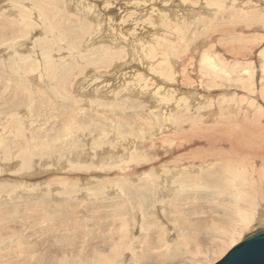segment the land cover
I'll list each match as a JSON object with an SVG mask.
<instances>
[{
	"label": "rangeland",
	"instance_id": "obj_1",
	"mask_svg": "<svg viewBox=\"0 0 264 264\" xmlns=\"http://www.w3.org/2000/svg\"><path fill=\"white\" fill-rule=\"evenodd\" d=\"M77 1L0 0V264H50L55 258H75L92 248L109 253L112 241L125 231L127 236L134 237L135 233V238L145 236L143 243L138 244L135 253L132 251L134 255L127 253V248H121L117 261L111 264H213L232 244L231 240L224 242L228 232L224 226L228 222L236 223L237 232L232 240L239 242L253 228L264 226V212H261L263 222L241 223L239 212L232 211L236 204H241L240 196L234 198L235 194L229 190H221L210 178H203L204 171H218L221 161L216 159L206 165L211 158L218 157L207 148V143L194 146L203 139L195 134L194 126L206 127L209 132L223 137L237 134L242 141L252 138L254 130L264 133L261 129L264 93L260 91L264 85L261 84L264 59L259 61L260 53L264 58V4L259 0H200L201 6L206 3L215 6L197 23L199 13L190 15L185 10L186 18L179 20L176 16L179 10L164 8H178L177 3L156 1L161 12L171 13L169 19L174 25L181 30L187 27L182 41L177 36L181 31L169 34L162 25L163 20L157 18L156 22L151 18L145 22L158 24V31L147 32L146 38L167 50L170 64L167 72L174 74L172 80H167L156 71H147L152 63L148 57L152 53L144 50L141 44L142 53L122 44L116 47L106 37V40H93L85 45L84 41L99 27L94 19L81 13L83 9L77 6ZM130 1L117 0L109 6V13L117 14L123 27L131 22V30L135 25L132 9L136 8L126 4ZM247 1L250 6L245 3ZM191 4L181 3L182 6ZM99 5L108 6L109 2L104 0ZM236 12L243 19L240 20ZM146 16L141 10L138 20H145ZM228 19L231 20L226 23ZM211 23H220L221 27L218 30L208 28L211 31L207 34L206 27ZM148 28L153 27L149 25ZM85 29L86 34L74 41L80 44L81 52H74L66 38L70 31ZM102 30L109 33L105 27ZM163 34L177 41V49L183 46L178 49L177 58L166 41L159 40ZM192 35L194 41L186 50V39ZM197 35L199 38L195 40ZM142 42L145 44L147 40L144 38ZM156 52L161 51L157 48ZM205 52L225 69V74L209 71L201 63L200 56ZM104 55L108 57L106 61ZM90 56H101L104 62L89 67L86 59ZM45 60L54 64V74L67 78L64 79L65 89L52 90L56 86L52 79L49 85ZM143 70L149 73L146 77L154 76L162 83L156 79L159 87L152 88L147 82L139 93L132 94L131 89H137L130 88L135 85L133 75ZM40 75L45 77L43 84L36 81ZM238 75L242 79H238ZM94 76H98L96 81ZM185 76L194 81L190 89L196 98L187 92L189 86L184 83ZM211 81L218 88L210 87ZM226 84L240 87L227 88ZM249 84H253L252 93ZM174 85L183 87V91L168 89ZM210 91L217 95L208 93ZM14 109L17 113L11 115ZM209 111L211 113H207ZM191 138L197 139L192 141ZM182 143H187V147L180 148ZM44 144L47 148L40 150ZM29 151L39 154L30 159L31 167L38 169L24 172L20 154ZM141 151L142 155L136 154ZM245 152L242 156H246ZM99 156L106 157L100 159ZM242 156L237 159L244 166H252L251 157ZM258 161L254 159V167L259 165ZM189 164H202V167L195 166L194 174L198 177L187 179L179 189L164 191L163 186L183 174L177 172L169 176V173L162 174L163 169L176 172L184 166L188 168ZM258 168L262 173L263 167ZM239 169L241 177L244 170L250 172L244 167ZM225 175L229 176L226 172ZM255 179L252 182L255 183ZM146 181H150L152 189H145L149 186ZM244 182L250 184V180ZM230 184L240 189V181ZM262 203L264 201H258L257 208L263 206ZM145 218H152L151 227L138 229L137 225L148 222ZM122 219L129 227L120 225ZM182 235L193 241L192 246L197 251L175 243ZM144 238L148 239L144 242ZM163 239L172 246L170 249H177V255L165 257L170 249L159 244Z\"/></svg>",
	"mask_w": 264,
	"mask_h": 264
},
{
	"label": "bare ground",
	"instance_id": "obj_2",
	"mask_svg": "<svg viewBox=\"0 0 264 264\" xmlns=\"http://www.w3.org/2000/svg\"><path fill=\"white\" fill-rule=\"evenodd\" d=\"M102 1L104 0H101L100 2H97V1H91V0H82V1H77V6H81V8L83 9V11L81 13L83 14H87V17L90 19H94V21L96 22L97 24V27H99V29H97L93 35H89V39L85 40L84 43L85 45L87 43L91 44V42H96L97 40H101L103 41L106 38H110V42L113 43L114 46H118L119 44H122V46L126 45L127 47L129 46V48H131L134 52L136 53H142L141 50H140V47H139V44H141L144 48V50H147L150 52V54L152 53L151 56H149L148 58H151L152 60V63H150V65H148V70L150 71H156L158 72L157 75L161 76L162 78L164 79H167V80H172L173 77H174V74H171V73H168L167 71H169V68L167 67L168 65H170L168 63V60H167V50H164L161 46V49L160 47H158V45L152 43L151 39H148L146 38V35H148L149 32H157L158 30L156 29V25H158L156 23L155 24H146L145 22H149L148 19L151 20V18L153 20H155L157 22V18H159V20H163L162 21V25H165V28L166 30L169 31V34H176L177 32H180L179 34H177L178 38L181 39L182 41L184 40V36H185V33H186V29L187 27H185V29L181 30L179 27H177V25H174L173 22L169 19V17L171 18V13H164V12H161L162 9L159 8V7H156V4L155 2L158 1V0H131L129 3H126V4H131L133 5L136 10L132 9L133 13H134V22L135 25L131 28L130 30V24L131 22L127 25V26H124L123 27V22L122 21H119L117 20V14H110V10H109V6H112L113 3H115L117 0H108L109 2V5L108 6H103V7H100V3H102ZM107 1V0H105ZM163 2H169V1H172V3H177L176 5H178V8H171L172 6H169V7H165L164 8L166 10H179L180 12L178 13L177 12V18L180 20V18L182 19H185L186 18V13L184 12L185 10L190 14V15H196L197 13H199V17L196 19L197 23L198 22H202V18L204 15H209L210 14V11L212 9V6L215 4H210V3H206L204 6H201V4L199 3L200 0H181V1H178L177 2H173V1H176V0H162ZM160 1L159 3L162 4ZM221 0H217V2H219ZM261 3L264 4V0H259ZM72 2H74V0H72ZM70 2V3H72ZM76 2V1H75ZM74 2V3H75ZM192 3L190 6H182L181 3ZM208 2V1H207ZM139 3H140V6L139 7ZM233 3V2H232ZM247 5L250 6V2L247 1L245 2ZM72 5V4H71ZM198 5H200L198 7ZM216 5H218L216 3ZM254 5V4H253ZM221 6V4L218 5V7ZM239 6V5H237ZM129 7V6H128ZM163 8V6H162ZM198 8H201L199 10H197ZM235 8V7H234ZM237 9H241V8H237ZM141 10L147 14L145 20H138L139 18V14L141 12ZM160 10V11H159ZM218 10V8H217ZM243 10V9H242ZM237 11V10H235ZM248 11V10H247ZM249 12V11H248ZM131 13V12H130ZM238 13V12H236ZM250 13V12H249ZM235 14V13H234ZM144 15V14H143ZM142 15V16H143ZM237 17L241 20L243 19L242 17H239L240 14H236ZM239 15V16H238ZM67 16V15H66ZM131 16V15H130ZM141 16V15H140ZM252 16V15H251ZM97 17H101V18H107L105 19L104 21L100 20L99 18ZM144 17V16H143ZM148 17V18H147ZM235 17V16H234ZM122 19V18H121ZM120 19V20H121ZM132 18H130L131 20ZM205 19V18H204ZM236 19V17H235ZM123 20V19H122ZM129 20V21H130ZM206 20V19H205ZM231 19H228L227 21H225L226 23L230 22ZM23 21V20H22ZM140 21H143L145 24L141 23ZM204 21V20H203ZM112 22V24L110 23ZM137 22H140V23H137ZM151 22V21H150ZM167 23V24H165ZM209 23V22H208ZM160 24V23H159ZM176 24H182V23H176ZM106 28L107 30H109V33L105 32L104 33V30H102L101 32V29L102 27ZM151 25L153 28H148V26ZM155 25V26H154ZM67 27V26H66ZM203 27V26H202ZM221 27L220 23H214V24H210L209 26H207L206 28H210L211 30H218L219 28ZM227 27V26H226ZM71 28V26H70ZM123 28H125L123 30ZM136 28H138V30H135ZM182 28V27H181ZM201 28V27H200ZM224 28V27H223ZM19 29V28H17ZM84 29V28H83ZM68 30V29H67ZM174 30V31H173ZM177 32H176V31ZM204 30V29H203ZM211 30H207V34H209V32ZM226 30V29H225ZM69 31V30H68ZM87 31L86 29L83 31H77V32H72L70 31L69 35L67 36L66 40L69 42L68 45L69 47L75 52H81L79 51V47H80V44L79 43H75L74 41H79L80 40V35H83V34H86ZM170 31L172 33H170ZM221 31V30H220ZM224 31V30H223ZM148 32V33H147ZM163 32V31H162ZM197 33V32H196ZM97 34V35H96ZM96 35V36H95ZM102 35V36H101ZM206 35V32H204L203 36ZM228 35V33H227ZM202 36V37H203ZM79 37V38H78ZM98 37H100V39H97ZM161 39L159 40H165L166 41V45L168 46L170 52L175 56V58H177L179 56V51L178 49L180 50L183 46H178V49H177V45L178 44H175L177 41H172L171 39V35H166V34H163L161 36H159ZM146 39L147 42L144 44L142 42L143 39ZM197 38H199V35H197L195 37V40H197ZM153 39V38H152ZM157 39V38H156ZM106 40V39H105ZM155 40V39H154ZM153 40V41H154ZM187 42L184 44V47L185 49L187 50L192 42L194 41V37L193 35L191 37H188L187 39ZM156 43V42H155ZM168 43V44H167ZM64 44V43H63ZM68 47V49L70 50V48ZM67 48V47H66ZM157 48H159V51H161L160 53H157L156 50ZM263 49V48H262ZM128 50V48H127ZM183 50V49H182ZM264 50V49H263ZM71 51V50H70ZM131 51V50H130ZM147 51V52H148ZM184 51V50H183ZM132 52V51H131ZM155 52V53H154ZM186 52V51H185ZM99 53V51H98ZM124 53V51L122 50L121 54ZM144 54H146L145 52H143ZM132 54V53H131ZM89 56V55H88ZM106 55H104L103 57V60L104 59H107L105 57ZM260 58H259V61H262L264 58H262V53L259 54ZM91 57V56H90ZM95 57V56H94ZM91 57V58H87L86 59V64L93 66L94 67V64L96 63H101V62H104L106 60H102V57L101 56H97V57ZM140 57V56H139ZM142 58V57H141ZM191 58V57H190ZM140 59V58H139ZM218 60L220 58H217ZM62 60V59H61ZM142 60V59H140ZM201 60V63L205 64V67L209 70V71H212V72H215V71H219L221 73H224L225 74V69L221 66L218 65L217 61L215 59H213V57L211 56V54H208L207 52L203 53L201 56H200V59ZM131 61V60H130ZM147 61V60H146ZM149 62V61H147ZM264 62V61H263ZM44 70H45V73H46V77H47V80L49 81V85H50V81L51 79L55 82V86L54 89H52L53 91H57L59 92L60 90L62 89H65V82H64V79H67L65 76L63 77L62 75H59L57 73H53L54 72V64L51 63L50 60H45L44 61ZM53 64V65H52ZM86 66V65H85ZM138 66V65H137ZM176 66H178L176 64ZM184 67V66H183ZM31 68V67H30ZM34 68V67H33ZM264 68V67H263ZM89 69V68H88ZM93 69V68H91ZM134 69H137L135 68L134 66ZM100 70V69H99ZM139 70V69H137ZM21 71V70H20ZM101 71V70H100ZM144 72H136L135 75H133V73H131V75H133V79L135 80V85L134 86H130L133 87V88H137L136 90H133L131 89L132 91V94H135L136 92L139 93L141 91V89H143L142 87L146 86L147 82H150V86L152 88H158L157 87V83L156 82V79L158 81L161 82V80H159L158 78L154 77V76H149V77H146L145 75L148 73L147 71L143 70ZM22 73H25V70L24 72L21 71ZM91 73V72H90ZM201 72H199L200 74ZM84 74V73H83ZM125 76V73H123ZM149 74V73H148ZM152 74V73H150ZM211 74V73H209ZM242 75L245 74V72H242L241 73ZM264 74V72H263ZM127 75V74H126ZM87 78V77H86ZM98 78V76H94V80L96 81V79ZM238 79H242V76L241 75H238L237 77ZM45 77H42L41 78V75L36 79L37 82H40L41 84H43L42 82L45 81L44 80ZM42 80V81H41ZM76 80V79H75ZM93 80V81H94ZM130 80V79H129ZM82 81V80H81ZM131 81V80H130ZM130 81H127V83H131ZM89 82V81H88ZM46 83V82H45ZM162 83V82H161ZM171 83V82H170ZM181 86H184L182 84V82H178ZM184 83L189 86V88H187V92H191L192 93V89H190L191 86H193V83L194 81L192 79H190L189 77L185 76L184 77ZM84 84V83H83ZM126 84V83H125ZM261 84H264V80L261 82ZM82 85V84H81ZM168 85V84H167ZM84 86V85H83ZM166 86V84H165ZM209 86L210 87H217V84H213V82H209ZM227 86H239L237 84H226V87ZM260 86V85H259ZM85 87V86H84ZM95 87V86H94ZM168 87V86H167ZM240 87V86H239ZM53 88V87H51ZM162 88V87H160ZM183 87H178L177 85H174V88L172 87H169L168 89L169 90H172V91H177L180 93V90L183 91L182 89ZM228 88V87H227ZM252 88H253V84H249V89H250V92L252 93ZM89 89V88H88ZM102 89V88H101ZM125 89H128V86L125 87ZM237 89V87H236ZM87 90H85V93H86ZM136 91V92H135ZM225 91V89H224ZM260 91L262 93H264V85L262 87V89H260ZM148 93H150L149 90H147ZM198 92V91H197ZM218 92V91H217ZM222 92V91H221ZM84 93V92H83ZM84 93V94H85ZM190 93V94H191ZM210 94H214V95H217V93L215 92H208ZM226 93V91H225ZM227 93H230V92H227ZM250 93V94H251ZM58 94V93H57ZM64 94V93H63ZM219 94V93H218ZM249 94V95H250ZM55 95V94H54ZM60 95V94H59ZM66 95V93H65ZM193 97H195V95L192 93ZM253 95V94H252ZM249 97V96H248ZM64 98V97H63ZM56 99V98H55ZM249 99V98H247ZM253 99V98H252ZM163 100H165V98H163ZM184 101V99H181ZM155 101V100H153ZM240 101V100H239ZM251 104H254V100H251ZM261 102V101H260ZM212 103V102H211ZM264 103V102H263ZM261 104V103H260ZM244 107L247 108V103L244 102ZM264 105V104H263ZM260 106V105H259ZM215 107V106H214ZM264 107V106H263ZM215 109V112H216V107L214 108ZM210 110V109H209ZM213 110V108H212ZM211 110V111H212ZM9 111V110H8ZM214 111V110H213ZM17 111L16 109L12 110V113L11 115H16ZM207 113H211L210 111L207 112ZM213 114V112H212ZM210 117V116H209ZM194 121H192L191 123L194 125L193 123ZM200 125V124H198ZM204 125V124H203ZM261 127V125H259ZM257 126V127H259ZM196 128V132L195 134L200 136V137H203V139H200L198 140L195 144V145H202L204 143H207L208 145V149L212 152V154L216 155L215 157H218V158H211V160L206 164V165H210L213 161V160H219L221 161L220 163V169L218 171H204L201 175L203 176V178L205 179H208L210 178V181H212L211 183L213 185H217V187L221 190H229L231 192V194H235V196H233L234 198H236L237 196L236 195H239L240 198L242 199L241 200V204H236L234 206V208L232 209V211L234 212H239V218H240V221L241 223H246V222H253L254 220H263V216H262V213L261 212H264V204L261 209V207L257 208L258 206V201H264V133L262 132H259V131H256L254 130L253 131V136L252 138L248 139V140H245V141H242L239 139L238 135L237 134H232L231 136H228V137H223L221 136L220 134L217 135L216 133H211L208 131V129H205V128H202V127H197V126H194ZM213 127V126H212ZM10 128V127H9ZM258 129V128H257ZM262 131L264 132V124H263V127H261ZM216 131V130H215ZM261 131V130H260ZM197 138H191L192 141H195ZM135 145L137 146V143L134 144V147ZM220 145L224 146V147H221ZM181 147H187V143H182L180 145V148ZM203 147V146H202ZM47 148V145L44 144V145H41V148H39L40 150H44ZM178 148V147H177ZM178 149V150H181V149ZM194 148V147H193ZM205 148V146H204ZM95 149V148H93ZM196 150H199V149H196ZM246 151V152H245ZM232 152H236V154H231L229 155L230 153ZM244 152L246 153V156L247 157H251V165L252 166H249V165H246L244 166L243 162L239 161L237 158L239 156H242V154H244ZM184 154V152L182 151L181 154ZM138 155H142L143 154V151L139 152V153H136ZM211 154V156H212ZM225 154H226V158L225 157ZM38 156L39 154L37 153H34L32 151H29V152H22L20 154V156L22 157L21 159V170L22 171H26V170H30V169H33L34 167H31V164H30V159L32 156ZM135 156V155H134ZM246 156H242L243 158H246ZM104 158L106 156H99V158ZM180 159H182V155L180 157ZM254 159H259V165H257L256 167L253 166L254 164ZM236 161H239V162H236ZM244 161V160H243ZM250 164V163H248ZM190 166L188 168H184V167H187V166H184L180 169H178V171L175 172V169H171L169 171H167L166 169H163V173H169V176H172V175H175L177 172H179L178 174H183L182 176H176L175 179H173L171 181L170 184H167L166 186H163L164 188V191L168 192V191H173V190H176V187L177 189H179L180 187H182V184L184 182H186L187 179H194V178H197L198 176H196L194 173L195 171V168L197 167H202V164H199V165H196L197 167L194 166V164H189ZM76 166V165H75ZM114 166V165H113ZM240 167H244V169H248L250 170L249 173H247L246 170H244V174H243V177H241L242 175L240 174L241 173V169H239ZM258 167H263V170L261 171L262 173H259L260 170ZM37 168V167H36ZM34 168V169H36ZM75 168V167H74ZM38 169V168H37ZM41 170V169H40ZM123 170V169H122ZM21 171V172H22ZM64 171V170H63ZM116 171V169H115ZM23 172V173H24ZM54 172V171H53ZM121 172V171H120ZM143 172V171H142ZM202 172V170H201ZM225 172L231 176H226L225 175ZM257 174L258 173V176L254 177L253 175L254 174ZM22 174V173H21ZM31 175L33 173H30ZM29 174V175H30ZM58 174V172L56 173ZM246 174H247V178H246ZM27 175V176H29ZM44 175V174H43ZM46 175V174H45ZM48 175V174H47ZM124 175V174H123ZM26 176V174H25ZM33 176V175H32ZM163 176V175H162ZM161 176V178H162ZM121 177V176H120ZM119 177V178H120ZM253 178H256V182H252ZM29 179V178H28ZM149 179V178H148ZM234 180H238L240 181V189H237L235 188V185L234 184H230L231 181H234ZM244 180H250V184L249 185H246ZM142 181V180H141ZM146 185H149L147 186V188L145 187V189L147 190H150L152 189L153 187L150 185V181H146L145 183ZM140 189L144 188L142 183H140ZM216 187V188H217ZM150 188V189H149ZM217 188V189H218ZM139 189V188H138ZM155 189V187H154ZM162 190H160L161 192ZM161 194H164L163 192H161ZM153 211V210H151ZM150 212V211H149ZM155 212V211H153ZM151 214V213H149ZM156 214V213H155ZM139 216V215H138ZM152 217V216H151ZM159 217V216H158ZM162 217V216H161ZM149 218V217H147ZM163 218V217H162ZM146 219V218H145ZM144 221H148L146 222V224H144L141 220L139 221L142 222V225H137V228L138 229H143L145 227H148L151 223H152V218L150 220L146 219ZM159 219V218H158ZM156 221V220H155ZM120 225H123L122 227H129L127 221L124 222V220H120ZM162 222V221H161ZM258 222V221H257ZM263 222V221H261ZM168 223V222H167ZM260 224V223H259ZM136 225V224H135ZM145 225V226H144ZM155 225V224H154ZM140 226V228L138 227ZM169 226V225H168ZM151 227V226H149ZM172 227V226H171ZM225 228V231H228L227 232V237L224 239L226 241H230L232 242V244L230 245V247L228 248V250L234 246L237 241H233L232 238H233V234L236 231L237 227H236V223L234 222H228L226 226H224ZM121 228V227H120ZM135 228V227H134ZM264 229V226H259V227H256V228H253L252 231L244 234L241 238V240L244 238V236L250 234V233H253L254 231H256L257 229ZM126 229H129V228H126ZM155 229V228H154ZM170 229V227L168 228ZM121 230V229H120ZM123 230V228H122ZM134 231V230H133ZM138 232H140L138 230ZM147 232V231H146ZM173 232V231H172ZM246 232V231H245ZM122 233V232H121ZM142 233V232H140ZM145 233V232H144ZM169 233V232H168ZM143 234V233H142ZM173 235L175 233H172ZM137 235L136 233L133 235L134 237H131V236H127V233L126 231L124 232V234L120 235L118 234V237L116 240H113L112 243H111V251H109V253H106L102 250H99L97 248H92V250L90 251H86V252H83L82 254L80 253L79 256H75V258L73 257H70L68 258L67 256H62V257H59V258H55V257H52V258H55L54 261L50 264H111V262H115L117 261L118 257H119V254H120V249L121 248H127L126 252L127 253H130L131 255H134L133 252L135 253L134 249L137 248L138 244H141L143 243L142 241V237H145V236H140L137 238H135ZM175 236V235H174ZM147 237V236H146ZM170 239L174 238L172 236H169ZM178 238V237H177ZM148 238H144V242L147 240ZM168 240V237L166 238ZM169 239V241H170ZM239 240V242L241 241ZM161 241V240H160ZM159 241V244L162 245V247H164L165 249H170L171 247L169 245H167L166 241L163 239L162 242L160 243ZM174 240H172L173 242ZM177 241V240H176ZM127 242V243H126ZM171 242V241H170ZM192 242L189 238H186L184 237L183 235L181 236V238L178 240V242H175L178 244L182 243L186 246V249L188 250H191L192 249ZM223 242V243H224ZM174 243V244H175ZM238 243V242H237ZM236 243V244H237ZM121 244V246H120ZM234 244V245H233ZM176 245V244H175ZM184 245H183V248H184ZM115 248H113V247ZM140 246V245H139ZM159 247V246H158ZM179 247V246H178ZM182 247V246H181ZM163 248V249H164ZM195 248V249H194ZM177 250V249H176ZM175 249H170L168 250V255L166 254V256H175L177 255V251ZM193 250L194 251H197L196 247L194 246L193 247ZM226 250V252L228 251ZM133 251V252H132ZM126 253V255H127ZM162 253V252H161ZM180 253V252H179ZM225 253V252H224ZM224 253L222 255H224ZM221 255V256H222ZM130 256V255H129ZM163 257V256H162ZM223 257V256H222ZM221 257V258H222ZM219 258V259H221ZM218 259V260H219ZM216 260V261H218ZM215 261V262H216ZM214 262V263H215ZM213 263V264H214Z\"/></svg>",
	"mask_w": 264,
	"mask_h": 264
},
{
	"label": "water",
	"instance_id": "obj_3",
	"mask_svg": "<svg viewBox=\"0 0 264 264\" xmlns=\"http://www.w3.org/2000/svg\"><path fill=\"white\" fill-rule=\"evenodd\" d=\"M214 264H264V229L244 236Z\"/></svg>",
	"mask_w": 264,
	"mask_h": 264
}]
</instances>
